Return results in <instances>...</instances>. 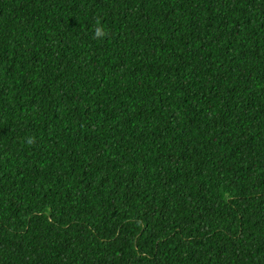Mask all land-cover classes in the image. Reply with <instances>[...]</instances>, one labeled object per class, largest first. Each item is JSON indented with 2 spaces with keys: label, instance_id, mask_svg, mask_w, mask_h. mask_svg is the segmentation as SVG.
<instances>
[{
  "label": "trees",
  "instance_id": "trees-1",
  "mask_svg": "<svg viewBox=\"0 0 264 264\" xmlns=\"http://www.w3.org/2000/svg\"><path fill=\"white\" fill-rule=\"evenodd\" d=\"M0 264H264V0H0Z\"/></svg>",
  "mask_w": 264,
  "mask_h": 264
}]
</instances>
